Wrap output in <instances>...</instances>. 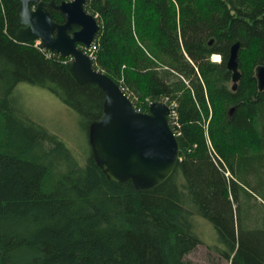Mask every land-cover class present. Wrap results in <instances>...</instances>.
<instances>
[{
    "label": "trees",
    "instance_id": "16d2710c",
    "mask_svg": "<svg viewBox=\"0 0 264 264\" xmlns=\"http://www.w3.org/2000/svg\"><path fill=\"white\" fill-rule=\"evenodd\" d=\"M42 1L62 23L50 3L64 0ZM18 6L0 0V264H193L195 216L229 264H264V90L254 74L264 66V0H86L99 23L94 68L137 109L166 101L177 115L178 163L146 192L109 181L90 146L77 157L16 103L17 84L44 88L88 134L104 100L76 82L68 58L18 39Z\"/></svg>",
    "mask_w": 264,
    "mask_h": 264
},
{
    "label": "water",
    "instance_id": "95a60500",
    "mask_svg": "<svg viewBox=\"0 0 264 264\" xmlns=\"http://www.w3.org/2000/svg\"><path fill=\"white\" fill-rule=\"evenodd\" d=\"M17 36L21 42L38 40L45 50L73 61L69 70L79 84H92L104 94L101 115L90 123L88 143L96 165L109 181H131L137 192L149 191L163 183L174 171L180 146L170 125V107L154 101L146 111L135 108L131 99L111 78L93 68L83 49L92 43L99 23L85 9L86 0L50 3L63 17L51 19L42 0H17ZM75 28V29H74ZM212 41H209L211 44ZM239 43H234L226 62L231 72L232 90L241 78L238 70ZM259 90H264V66L254 70ZM233 111H228L230 116Z\"/></svg>",
    "mask_w": 264,
    "mask_h": 264
},
{
    "label": "rangeland",
    "instance_id": "374dc122",
    "mask_svg": "<svg viewBox=\"0 0 264 264\" xmlns=\"http://www.w3.org/2000/svg\"><path fill=\"white\" fill-rule=\"evenodd\" d=\"M211 60L218 61V55H213ZM13 97L31 120L57 136L74 155L80 158L89 154L87 131L80 124L78 114L50 91L21 82L15 87ZM192 224L201 243L186 259L193 264H229L212 249L219 245L212 225L198 216L192 218Z\"/></svg>",
    "mask_w": 264,
    "mask_h": 264
},
{
    "label": "built area",
    "instance_id": "2783aa9c",
    "mask_svg": "<svg viewBox=\"0 0 264 264\" xmlns=\"http://www.w3.org/2000/svg\"><path fill=\"white\" fill-rule=\"evenodd\" d=\"M34 46H39L38 43H35ZM42 52H46L48 56L51 55V53L47 52L43 47H41ZM96 50V44H95V39L92 41L91 45L89 48L84 49V52L89 56V58L93 61L94 63V51ZM69 61H71V58H69ZM166 103V101H164ZM151 103V102H149ZM171 108V114H170V124L176 125L175 120L177 119L176 112L173 108V105H170ZM175 135L177 136L178 134L174 131Z\"/></svg>",
    "mask_w": 264,
    "mask_h": 264
},
{
    "label": "flooded vegetation",
    "instance_id": "af4514ba",
    "mask_svg": "<svg viewBox=\"0 0 264 264\" xmlns=\"http://www.w3.org/2000/svg\"><path fill=\"white\" fill-rule=\"evenodd\" d=\"M64 1H69V0H64ZM45 5V4H44ZM57 5V4H56ZM46 7V6H45ZM53 9V8H52ZM55 10V9H54ZM75 29V28H74Z\"/></svg>",
    "mask_w": 264,
    "mask_h": 264
},
{
    "label": "bare ground",
    "instance_id": "6f19581e",
    "mask_svg": "<svg viewBox=\"0 0 264 264\" xmlns=\"http://www.w3.org/2000/svg\"><path fill=\"white\" fill-rule=\"evenodd\" d=\"M89 47H90V46H89ZM89 47H88V48H89ZM84 49H86V48H84Z\"/></svg>",
    "mask_w": 264,
    "mask_h": 264
}]
</instances>
